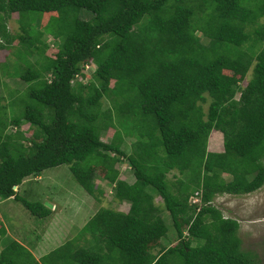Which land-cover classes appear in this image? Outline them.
Returning <instances> with one entry per match:
<instances>
[{"label": "trees", "instance_id": "16d2710c", "mask_svg": "<svg viewBox=\"0 0 264 264\" xmlns=\"http://www.w3.org/2000/svg\"><path fill=\"white\" fill-rule=\"evenodd\" d=\"M14 40L25 64L16 79L29 85L17 115L0 118V199L48 218L17 191L65 165L96 201L100 173L127 209L99 207L82 246L67 238L40 259L1 225L0 264H258L213 201L264 185V0H0V50ZM167 224L175 240L165 247Z\"/></svg>", "mask_w": 264, "mask_h": 264}, {"label": "rangeland", "instance_id": "374dc122", "mask_svg": "<svg viewBox=\"0 0 264 264\" xmlns=\"http://www.w3.org/2000/svg\"><path fill=\"white\" fill-rule=\"evenodd\" d=\"M6 26L11 35L16 37L21 34L16 15H11ZM44 42L48 44L46 54L52 56L56 49V41L50 36H44ZM18 46V40H14L6 53L0 50V60L7 54L5 60L11 63L8 67L3 68L5 76L1 77V81L5 85L2 88L0 86V118L6 116L8 119L17 115V107L19 106L16 105V102L22 99L21 92L25 91L29 85L28 82H19L16 79V76L25 67L23 58L18 59L14 56L13 49H17ZM33 60L34 58H29L30 62ZM93 70L94 66L90 65L87 67L86 73L89 74ZM242 80L240 86L244 84L245 78ZM235 98H238V94ZM108 105L106 101H103V109H106ZM24 129L25 127L22 126L21 130ZM13 131V127H9L7 130V132ZM110 134L111 131H108L105 135L110 136ZM27 135L28 133H26ZM106 136H103V141H107ZM216 143L219 145V139L215 136L210 138L208 150H215ZM119 171L121 178L132 182V170L129 169L126 162L120 164ZM98 178H100V173H98L95 181L105 195L98 197L97 201L81 188L65 165L46 169L38 177L27 178L19 186L18 195L26 201L41 204L44 207H46V203L54 205L55 209L51 213L52 216L36 218L20 202L12 199H0V226L2 225L6 230L8 239L19 242L36 259L47 255L50 250L62 243V237L65 240V236L66 239L71 238L74 243L76 241L77 245L82 246L83 239L79 240L81 237L80 230L99 207L111 208L116 211L127 209L126 203L120 204L113 199L112 188L103 182H98ZM168 179L174 181L175 178L172 174H168ZM189 201L198 203L199 199ZM155 203L162 207V201L157 196ZM213 205L220 209L225 217L238 221V237L241 240V248L252 256L255 255L258 264H264V185L259 191L245 196H218L214 199ZM163 216L169 220L168 215L163 214ZM53 218H58V221ZM167 227L169 229L168 238L161 241L165 247H168L175 240L173 228L168 224ZM38 237L43 241L39 243L38 250L33 252L31 245L36 242ZM46 241L51 242L47 244Z\"/></svg>", "mask_w": 264, "mask_h": 264}, {"label": "clouds", "instance_id": "9594fccd", "mask_svg": "<svg viewBox=\"0 0 264 264\" xmlns=\"http://www.w3.org/2000/svg\"><path fill=\"white\" fill-rule=\"evenodd\" d=\"M14 190H16V187H15ZM195 197L199 199V197H197V196H193V197H190L189 200H194ZM189 200H188V202H189L190 204H192V205H196V206H199V202H198V203H191ZM54 209H55V207H54V205H52V209H49V210H51V211L53 212ZM50 216H51V215H50Z\"/></svg>", "mask_w": 264, "mask_h": 264}, {"label": "crops", "instance_id": "0c3cea01", "mask_svg": "<svg viewBox=\"0 0 264 264\" xmlns=\"http://www.w3.org/2000/svg\"><path fill=\"white\" fill-rule=\"evenodd\" d=\"M51 216H52V215H51ZM53 219L56 220V221H58V218H53ZM53 219H52V220H53ZM65 239H66V236H65ZM42 241H43V239H42ZM50 242H51V241H50ZM50 242H49V241H46L47 244H49ZM62 242H64L63 237H62ZM61 244H62V243H60L59 245H61ZM59 245H58V246H59ZM56 247H57V246H56ZM56 247H55V248H56ZM38 248H39V247H36V249H34L33 252L36 251V250H38ZM53 249H54V248H53Z\"/></svg>", "mask_w": 264, "mask_h": 264}, {"label": "water", "instance_id": "95a60500", "mask_svg": "<svg viewBox=\"0 0 264 264\" xmlns=\"http://www.w3.org/2000/svg\"><path fill=\"white\" fill-rule=\"evenodd\" d=\"M13 189H15V187H13ZM45 205H46V208L52 209V205L51 204L46 203Z\"/></svg>", "mask_w": 264, "mask_h": 264}, {"label": "built area", "instance_id": "2783aa9c", "mask_svg": "<svg viewBox=\"0 0 264 264\" xmlns=\"http://www.w3.org/2000/svg\"><path fill=\"white\" fill-rule=\"evenodd\" d=\"M195 199H197V198L195 197Z\"/></svg>", "mask_w": 264, "mask_h": 264}]
</instances>
